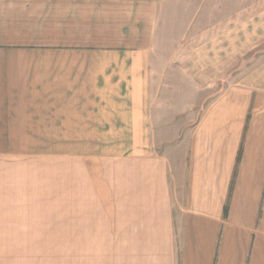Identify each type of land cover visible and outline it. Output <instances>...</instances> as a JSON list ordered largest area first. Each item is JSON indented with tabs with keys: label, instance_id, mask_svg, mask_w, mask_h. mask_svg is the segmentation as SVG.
Here are the masks:
<instances>
[{
	"label": "crops",
	"instance_id": "0c3cea01",
	"mask_svg": "<svg viewBox=\"0 0 264 264\" xmlns=\"http://www.w3.org/2000/svg\"><path fill=\"white\" fill-rule=\"evenodd\" d=\"M214 8L0 0V264H264V20Z\"/></svg>",
	"mask_w": 264,
	"mask_h": 264
},
{
	"label": "rangeland",
	"instance_id": "374dc122",
	"mask_svg": "<svg viewBox=\"0 0 264 264\" xmlns=\"http://www.w3.org/2000/svg\"><path fill=\"white\" fill-rule=\"evenodd\" d=\"M223 0H212L214 8V12L216 13L218 3H222ZM226 1V0H225ZM237 1V0H230V2ZM246 8H247V22L250 20L251 16L254 13L261 14L262 19L264 20V0H245ZM257 5V11L254 7V4ZM260 3L262 7H260ZM209 6V5H208ZM220 8V7H219ZM256 11V12H255ZM221 9H218L217 13H220ZM253 23H248L247 28H250V33L252 31ZM256 40V39H255ZM254 38L251 36V39L247 40V47L244 56H241L239 61L234 62L231 64L230 70V83L237 80L239 72L244 70L251 69L255 64V60L258 59L260 55L264 57V30H262V42L254 46ZM257 41V40H256ZM218 81V80H215ZM216 84V83H215ZM37 152L38 156L36 158L37 162V170H38V183H39V195L41 194H48L44 197H65V143H39L37 144ZM35 158L32 159L34 161ZM62 173L58 175L57 173ZM60 177V181L56 178ZM53 178L49 181L48 184L54 183L55 187L52 190L45 191L46 187L44 184L46 180ZM61 177L63 179L61 180ZM62 187V189H61ZM57 189H59L57 191Z\"/></svg>",
	"mask_w": 264,
	"mask_h": 264
}]
</instances>
